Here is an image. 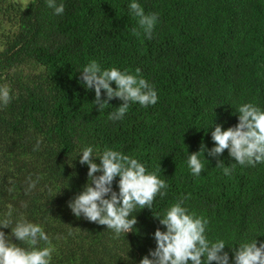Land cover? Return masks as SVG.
Wrapping results in <instances>:
<instances>
[{
	"label": "trees",
	"instance_id": "trees-1",
	"mask_svg": "<svg viewBox=\"0 0 264 264\" xmlns=\"http://www.w3.org/2000/svg\"><path fill=\"white\" fill-rule=\"evenodd\" d=\"M138 2L158 16L151 38L129 15V0H56L64 4L62 16L46 0L25 8L0 0V86L13 95L0 106V219L10 218V227L19 219L40 224L53 249L51 264H139L155 247L151 234L163 230L152 212L180 199L208 220L209 240L234 248L264 241V164L240 166L227 150L217 158L201 154L199 176L186 163L201 144L213 146L215 124L237 123L241 104L264 110V0ZM92 60L103 69H139L157 103H132L122 120H110L121 101L113 98L98 111L94 92L80 82ZM88 145L132 156L167 182L152 211L133 212V232L116 235L67 207L87 180L76 155ZM218 160L235 164L230 175Z\"/></svg>",
	"mask_w": 264,
	"mask_h": 264
},
{
	"label": "clouds",
	"instance_id": "clouds-1",
	"mask_svg": "<svg viewBox=\"0 0 264 264\" xmlns=\"http://www.w3.org/2000/svg\"><path fill=\"white\" fill-rule=\"evenodd\" d=\"M46 2L54 15H63V3ZM128 12L136 19L144 36L151 38L158 21L157 14H145L138 0H129ZM133 32L140 34L136 29ZM80 82L85 90L94 92L98 111L108 106L113 98L121 101L115 112L109 113L110 120H122L132 103L148 107L158 101L156 89L140 76L139 69L135 74L116 67L103 69L92 60L80 71ZM10 91L8 86H0V106L11 102ZM236 112L235 125L224 128L222 124H215L210 134L211 148L201 144L199 151L187 153L186 163L191 175L199 176L204 170L201 154L205 159V152L209 157L217 158L227 150L228 156L240 166L264 164V110L244 103ZM39 143L37 141V147ZM77 157L78 163L87 167V180L81 191L67 202V207L76 218L106 226L116 235L133 232L137 224L133 212L137 208L152 211L155 198L167 194L168 184L164 179L156 172L147 171L138 159L120 151L106 148L100 152L88 145L77 153ZM235 164L230 167L217 161L225 176L231 174ZM114 181L118 191L113 188ZM34 186L35 182L31 181L29 188ZM152 214L163 230L158 227L151 234L155 247L140 259L139 264H264V241L255 238L234 248L223 239L209 240L206 235L208 220L190 213L183 199L170 204L162 213ZM8 215L11 217V213ZM11 224L10 218L0 219V264H51L53 249L43 227L25 219L17 220L13 227ZM2 229H10V233L5 234ZM13 237L26 246H18ZM40 242L45 246L40 247Z\"/></svg>",
	"mask_w": 264,
	"mask_h": 264
},
{
	"label": "rangeland",
	"instance_id": "rangeland-1",
	"mask_svg": "<svg viewBox=\"0 0 264 264\" xmlns=\"http://www.w3.org/2000/svg\"><path fill=\"white\" fill-rule=\"evenodd\" d=\"M21 8H25L30 0H15ZM8 22L5 20V28L8 29Z\"/></svg>",
	"mask_w": 264,
	"mask_h": 264
}]
</instances>
